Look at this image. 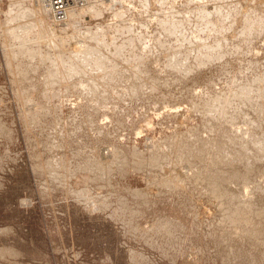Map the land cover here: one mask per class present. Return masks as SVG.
Listing matches in <instances>:
<instances>
[{
    "label": "rangeland",
    "instance_id": "374dc122",
    "mask_svg": "<svg viewBox=\"0 0 264 264\" xmlns=\"http://www.w3.org/2000/svg\"><path fill=\"white\" fill-rule=\"evenodd\" d=\"M30 1L0 0V264H264V0H84L26 39Z\"/></svg>",
    "mask_w": 264,
    "mask_h": 264
},
{
    "label": "bare ground",
    "instance_id": "6f19581e",
    "mask_svg": "<svg viewBox=\"0 0 264 264\" xmlns=\"http://www.w3.org/2000/svg\"><path fill=\"white\" fill-rule=\"evenodd\" d=\"M32 1V0H31ZM30 1V2H31ZM36 4V7L38 8L37 9V13H32L36 18H34V17H30L29 16V19H28V21H29V24H28V27H27V30H26V32H25V36H26V39L27 38H29V39H37V38H39V39H41V38H47V36H49L48 34L53 30V29H56L55 27H46V24L49 22L48 21V19H51V18H57L58 17V21H59V23H60V25L61 26H65L66 24H67V22H68V18L70 17V16H72L71 14L70 15H68L67 13L68 12H70V10H74V9H81L83 6H81L80 4L81 3H83V1L84 0H69V1H65V6H64V10H63V12H65L63 15H61V16H57L56 17V15L54 14V12H53V8H52V6H51V1L50 0H33ZM40 4V5H39ZM81 6V7H80ZM75 14H77L76 12H74ZM23 14V13H22ZM31 14V13H30ZM47 14H49V15H47ZM74 14V15H75ZM39 15L41 16V17H43V18H41V17H39ZM67 15V16H66ZM22 16V15H21ZM22 20V19H21ZM53 20V19H52ZM55 20V19H54ZM188 20V19H187ZM243 20V19H242ZM67 21V22H66ZM24 22V21H23ZM54 22V21H53ZM52 22V23H53ZM56 23V22H55ZM21 24V23H20ZM19 24V25H20ZM22 25V24H21ZM51 25V24H50ZM12 26V25H11ZM14 26V25H13ZM12 26V27H13ZM167 26V25H166ZM16 27V26H15ZM57 27V26H56ZM233 27V26H232ZM249 27H251V26H249ZM258 27V26H257ZM189 29V28H188ZM247 29H248V27H247ZM67 30V29H66ZM245 30V29H244ZM11 31V30H10ZM177 31H178V29H177ZM168 32V31H167ZM12 33H13V31H12ZM70 33V32H69ZM177 33V32H176ZM179 33V32H178ZM181 33V32H180ZM71 34V33H70ZM182 34V33H181ZM15 35L16 34H14V37H15ZM164 35V34H163ZM166 35V34H165ZM24 36V37H25ZM56 36V35H55ZM34 37V38H33ZM167 37V36H166ZM181 37V36H180ZM16 38H17V36H16ZM100 38V36H99V34H95V35H93L92 36V39L93 40H95V41H97L98 39ZM175 38V37H174ZM52 39V38H51ZM55 39H57V38H55ZM55 39L53 38V40L55 41ZM61 39V38H60ZM169 39V38H168ZM177 40V39H176ZM49 41V40H48ZM77 41V40H76ZM146 42V41H145ZM194 42H195V40H194ZM180 43V42H179ZM48 44V43H47ZM77 44V43H76ZM71 45V44H70ZM174 45V44H173ZM202 45V44H201ZM54 46V45H53ZM144 46V45H143ZM165 46V45H164ZM238 46V45H237ZM29 47V46H28ZM96 47V46H95ZM144 47H146V46H144ZM179 47V46H178ZM177 47V48H178ZM180 47H182V45L180 46ZM205 47V46H204ZM220 47V46H219ZM25 48H26V46H25ZM50 48V47H49ZM53 48V47H52ZM98 48V47H97ZM21 49V48H20ZM19 49V53L18 54H23V55H29V56H35V55H41V53H39V51L38 50H32V49H26V51H25V49L23 48V49H21L20 50ZM51 49V48H50ZM54 49V48H53ZM71 49V48H70ZM143 50V49H142ZM95 51H97L96 49H95ZM250 51V50H249ZM167 52V51H166ZM173 52V51H172ZM186 54H187V52H186ZM49 55V54H48ZM52 55V54H51ZM144 55H145V53H144ZM144 55H143V57H144ZM178 55V54H177ZM180 55V54H179ZM46 56V55H45ZM50 59H49V64H50V69H48L47 70V72L49 73V76H50V78L51 77H56V76H58V75H60L59 77H69L70 76V73H68L70 70H66V72H64L63 70H61L60 69V67H59V64H57V61L56 60H53L52 58H53V56H52V58L50 57V56H48ZM140 57H142V56H140ZM184 57H185V55H184ZM198 57V56H197ZM48 59V58H47ZM46 59V60H47ZM92 59V58H91ZM195 59H196V57H195ZM140 60V59H139ZM201 60V59H200ZM182 61V60H181ZM108 62V61H107ZM106 62V63H107ZM99 63H100V61H99ZM99 63H97V65L99 64ZM106 63H104V62H101L100 63V65L98 66V68H101V67H104L105 65H106ZM109 63V62H108ZM183 63V62H182ZM186 64V63H185ZM97 65H96V68H97ZM93 66V65H92ZM114 65H112V67H113ZM153 66V65H152ZM95 67V66H94ZM111 67V68H112ZM108 67L106 66V69H107ZM111 68H108V69H111ZM143 68V67H142ZM141 68V69H142ZM95 69V68H94ZM101 69H103L102 71V74H104L105 73V71L104 70H106V69H104V68H101ZM100 70V69H99ZM98 70V71H99ZM146 70V69H145ZM183 70V69H182ZM64 72V73H63ZM76 73H77V75L76 76H78V72L77 71H75ZM144 72V71H143ZM183 72V71H182ZM185 72H186V70H185ZM189 72V71H188ZM71 73H73V72H71ZM97 73H99V72H97ZM145 74V73H144ZM143 74V75H144ZM99 75V74H98ZM184 75V74H183ZM187 75V74H186ZM71 76H72V74H71ZM71 76H70V78L68 79L67 78V80H70L71 79ZM73 76H74V73H73ZM99 78V77H98ZM259 79V78H258ZM65 81V80H64ZM63 81V82H64ZM65 82H67V81H65ZM54 84V83H53ZM62 84H66V83H62ZM79 84V83H78ZM55 86V85H54ZM50 87V86H49ZM251 89V88H250ZM250 89H249V91H250ZM230 93V92H229ZM233 93V92H232ZM256 93V92H255ZM263 93V92H262ZM208 94V93H207ZM223 94V93H222ZM225 94V93H224ZM253 94H254V92H253ZM230 95H232V94H230ZM262 95V94H261ZM219 96V95H218ZM222 96V95H221ZM235 95H233L232 97H234ZM231 97V96H230ZM215 98V97H214ZM221 98V97H220ZM242 98V97H241ZM257 98V97H256ZM222 99V98H221ZM223 99H227V98H224L223 97ZM231 99V98H230ZM235 99V98H234ZM253 99V98H252ZM260 99V98H259ZM213 100V99H212ZM233 100V99H232ZM218 101V100H217ZM222 101V100H221ZM226 101V100H225ZM215 102V101H214ZM228 102H229V100H228ZM231 102V101H230ZM238 102V101H237ZM210 103V102H209ZM208 103V104H209ZM225 103V102H224ZM249 103V102H248ZM207 104V105H208ZM215 104V103H214ZM232 104V103H231ZM209 106V105H208ZM213 106V105H212ZM229 106V105H228ZM229 107H231V106H229ZM204 108V107H203ZM206 108V107H205ZM211 108H213V107H210V109ZM244 109V108H243ZM264 109V108H263ZM215 110H217L216 108H215ZM214 110V112L212 113V114H214L215 115V112H218V111H215ZM212 111V110H211ZM257 111V110H256ZM225 112V111H224ZM234 112H237L236 110L234 111ZM208 113V112H207ZM218 113H220V111L218 112ZM227 113V112H226ZM225 113V114H226ZM209 114L211 115V113H210V110H209ZM237 114V113H236ZM236 114H234V115H236ZM251 114V113H250ZM257 114V113H256ZM218 115V114H217ZM216 115V116H217ZM222 115H224V113L222 114ZM238 115V114H237ZM245 115V114H244ZM261 115V114H260ZM231 116H232V114H231ZM211 117H212V115H211ZM211 117H209V118H211ZM219 117V116H218ZM221 117V116H220ZM234 117H236V116H233V118ZM213 118V117H212ZM224 118V117H223ZM243 118L244 119H246V116L244 117L243 116ZM205 119V118H204ZM232 119V118H231ZM243 119V120H244ZM212 120V119H211ZM216 120V119H215ZM214 120V121H215ZM219 120V119H218ZM224 120H225V118H224ZM223 120V121H224ZM233 120V119H232ZM235 120V119H234ZM235 121H237V120H235ZM246 121V120H245ZM210 122V121H209ZM225 122H227V120L225 121ZM247 122V121H246ZM228 123H229V121H228ZM254 123V122H253ZM257 124H258V122H256ZM262 123V122H261ZM236 124V123H235ZM213 125V124H212ZM212 125H210L211 127H212ZM220 125V124H219ZM228 125V124H227ZM259 125V124H258ZM259 126H261V125H259ZM231 127V126H230ZM262 127V126H261ZM214 128V127H213ZM259 128V127H258ZM250 129V128H249ZM246 130V129H245ZM213 132V131H212ZM215 132V131H214ZM255 132V131H254ZM217 133V132H216ZM245 133V132H244ZM249 133V132H248ZM261 133V132H260ZM220 135V134H219ZM222 135V134H221ZM246 135V134H245ZM250 135V134H249ZM262 135V134H261ZM244 136V135H243ZM242 136V137H243ZM255 136V135H254ZM253 136V138H255ZM257 136V135H256ZM263 136V135H262ZM262 136L260 137V139L262 138ZM218 137V136H217ZM241 137V136H240ZM239 137V138H240ZM241 137V138H242ZM252 137V136H251ZM216 138V137H215ZM236 139H238V137H235ZM244 138V137H243ZM242 138V139H243ZM258 138H259V136H258ZM229 139V138H228ZM258 140L257 138L255 139V140H253V139H251V140H253V141H250V140H248V141H250V142H253V144H254V146H256V145H258V146H261L260 145V143H258V141H261V140ZM225 140H227V139H225ZM231 140V139H230ZM234 140V138L232 139V141ZM256 140H258V141H256ZM213 141V140H212ZM235 142H237L236 140H234ZM244 141H245V139H244ZM248 141H246V142H248ZM263 141V140H262ZM215 142H217V141H215ZM221 142V141H220ZM225 142H227V141H225ZM229 142V141H228ZM239 142V141H238ZM243 142V141H242ZM205 143V142H204ZM219 143V142H218ZM249 143V142H248ZM248 143H246V144H248ZM205 144H207V143H205ZM204 144V145H205ZM213 144H214V142H213ZM221 144V143H220ZM236 144H238V143H236ZM252 144V143H251ZM250 144V145H251ZM256 144V145H255ZM224 145V144H223ZM229 145H232L231 144V141H230V144ZM239 145V144H238ZM238 145H236V146H238ZM242 144L240 143V146H238V148L239 147H242L243 148V146L245 145H242ZM200 146H202L201 144H200ZM214 146V145H213ZM234 146H235V144H234ZM234 146H232V147H234ZM257 146V147H258ZM226 147H227V145H226ZM262 147V146H261ZM261 147H258V148H260V151H258V152H260L261 153V156L259 157L258 156V160L260 161V160H262V157L264 156V149H263V147L261 148ZM215 148V147H214ZM225 148V147H224ZM228 148V147H227ZM226 148V149H227ZM203 149V148H202ZM213 149V148H212ZM253 149H254V147H253ZM201 150V149H200ZM221 150V149H220ZM220 150H217V151H220ZM255 150L257 151V148L255 147ZM208 151H210V150H208ZM207 151V152H208ZM223 150H221L220 151V153L222 152ZM226 151H228V149L226 150ZM225 151V153H227ZM239 151V150H238ZM244 151V150H243ZM246 151V150H245ZM247 151H249V150H247ZM200 152V151H199ZM230 152V151H229ZM234 152V151H233ZM237 152V151H236ZM198 153V152H197ZM217 153V152H216ZM220 153H218V154H220ZM224 153V152H223ZM241 153V152H240ZM190 154V153H189ZM206 154V153H205ZM222 154V153H221ZM239 154V153H238ZM197 156H198V154H196ZM223 155V154H222ZM230 155V154H229ZM119 156V155H118ZM201 156V155H200ZM211 156V155H210ZM228 156V155H227ZM226 156V157H227ZM207 157V156H206ZM225 157V155L223 156V158ZM115 158V157H114ZM177 158H179V157H177ZM191 158V157H190ZM196 158V157H195ZM203 158H205L204 156H203ZM210 158V157H209ZM239 158V157H238ZM264 158V157H263ZM240 159V158H239ZM178 160V159H177ZM198 160V159H197ZM200 160V159H199ZM211 160V159H210ZM245 160V159H244ZM247 160V159H246ZM264 160V159H263ZM262 160V161H263ZM218 161V160H217ZM233 161V160H232ZM236 161H238V160H236ZM249 161V160H248ZM255 161V160H254ZM97 162V161H96ZM221 162V161H220ZM224 162V161H223ZM227 162H228V160H227ZM258 162V161H257ZM56 163V162H55ZM215 163V162H214ZM240 163V162H239ZM192 164V163H191ZM195 164V163H194ZM200 164V163H199ZM219 164V163H218ZM244 164V163H243ZM250 164V163H249ZM257 164V163H256ZM98 165V164H97ZM246 165V164H245ZM203 166V165H202ZM208 166V165H207ZM234 166V165H233ZM247 166H248V163H247ZM245 167V170H246V168L247 169H249L251 166H248V167ZM256 166V165H255ZM105 167V166H104ZM195 167V166H194ZM234 167H236V166H234ZM258 167V166H257ZM233 168V167H232ZM241 168H242V166H241ZM252 168V167H251ZM255 168V167H254ZM214 169H216V167L214 168ZM218 169V168H217ZM223 169V168H222ZM256 169V168H255ZM116 170V169H115ZM198 170V169H197ZM206 170V169H205ZM209 170H211V169H209ZM229 170V169H228ZM234 170V169H233ZM236 170V169H235ZM235 170H234V174L236 173L235 172ZM251 170V169H250ZM252 170H253V168H252ZM216 171V170H215ZM219 171V170H218ZM237 171V170H236ZM248 172H249V170H247ZM241 172V171H240ZM253 172V171H252ZM259 172V171H258ZM202 173V172H201ZM211 173H213V172H211ZM233 173V172H232ZM232 173L230 172V174L232 175ZM243 173V172H242ZM241 173V174H242ZM93 174V173H92ZM95 174V173H94ZM193 174H194V172H193ZM192 174V175H193ZM207 174V173H206ZM214 174H216V173H214ZM223 174V173H222ZM239 173H236V176L235 177H237V175H238ZM244 175H245V173H243ZM103 175V174H102ZM203 175H205V174H203ZM211 175V174H210ZM230 175V176H231ZM257 175V174H256ZM234 176V175H233ZM216 177V176H215ZM218 177V176H217ZM239 178H240V174H239V176H238ZM241 177H243V176H241ZM53 178V177H52ZM222 178V177H221ZM233 178V177H232ZM244 178V177H243ZM205 179V178H204ZM219 179H220V177H219ZM226 179V178H225ZM245 179H247L246 178V176H245ZM209 180H211V179H209ZM217 180V179H216ZM215 180V181H216ZM221 180V179H220ZM251 180V179H250ZM219 181V180H218ZM217 181V182H218ZM222 181V180H221ZM247 181V180H246ZM223 182V181H222ZM50 183V182H49ZM213 183V182H212ZM225 183V182H224ZM211 184V183H210ZM199 185V184H198ZM228 185V184H227ZM214 186H216V185H214ZM221 186V185H220ZM219 186V187H220ZM197 188V187H196ZM195 189V188H194ZM215 189H217L218 190V187L217 188H215ZM200 190V189H199ZM213 190H214V187H213ZM220 190V189H219ZM209 192V191H208ZM228 192V191H227ZM214 193H218V192H214ZM234 193V192H233ZM221 194V193H220ZM220 194H219V196H220ZM138 195V194H137ZM143 195V194H142ZM141 195V196H142ZM234 195V194H233ZM147 197V196H146ZM215 198V197H214ZM219 198V197H218ZM231 198V197H230ZM238 198V197H237ZM251 198V197H250ZM257 198V197H256ZM263 198V197H262ZM217 199V198H216ZM244 199V198H243ZM215 200V199H214ZM220 200V199H219ZM257 200V199H256ZM259 200V199H258ZM241 201V200H240ZM230 202V201H229ZM252 202V201H251ZM262 202V201H261ZM244 203V202H243ZM248 203V202H247ZM238 204H239V202H238ZM248 204H250V203H248ZM222 205V204H221ZM235 205V204H234ZM245 205V204H244ZM250 205H252V204H250ZM217 206H218V204H217ZM243 204L242 205H238V207L239 208H237V205H236V207H235V209H232V212L234 211V210H241V209H243V207H245V206H243ZM255 206V205H254ZM242 207V208H241ZM247 207L249 208V205H247ZM237 208V209H236ZM241 208V209H240ZM245 209V208H244ZM247 209V208H246ZM250 209L252 210V208L250 207ZM237 210V212L238 213H240L241 211H238ZM250 210V211H251ZM248 211V212H247ZM249 211V209L248 210H244V212H246V214L247 213H249L250 212ZM253 211V210H252ZM251 211V212H252ZM243 212V211H242ZM243 212V213H244ZM235 213V212H234ZM238 213H237V217H239V215H238ZM253 213V212H252ZM252 213H251V215H252ZM250 214V213H249ZM254 214V213H253ZM236 215V214H235ZM244 215H245V213H244ZM244 215H243V217H244ZM259 215L261 216V214H258V217H259ZM241 216V215H240ZM246 216V215H245ZM247 216H249L248 214H247ZM255 216L257 217V214L255 213ZM263 216H264V213H263ZM262 216V219H263V221H264V217ZM243 217H241V218H243ZM251 217V216H250ZM249 217V218H250ZM245 218V217H244ZM242 219V220H245V219ZM252 218V217H251ZM261 217H259V219H260ZM225 219H227V218H225ZM240 219V218H239ZM247 219V218H246ZM221 220H223V218L221 219ZM261 220V219H260ZM262 221V220H261ZM262 221V223H264ZM239 224V223H238ZM259 225L261 224V223H258ZM257 225V224H256ZM238 226H241L240 224L238 225ZM262 226V225H261ZM257 227V226H256ZM264 227V226H263ZM258 228V227H257ZM161 229V228H160ZM252 229H254V230H252V231H255V229L256 228H252ZM261 229V228H260ZM149 230V229H148ZM262 231V230H261ZM263 233H264V231H262ZM245 234V233H244ZM242 235V234H241ZM237 239V238H236Z\"/></svg>",
    "mask_w": 264,
    "mask_h": 264
},
{
    "label": "built area",
    "instance_id": "2783aa9c",
    "mask_svg": "<svg viewBox=\"0 0 264 264\" xmlns=\"http://www.w3.org/2000/svg\"><path fill=\"white\" fill-rule=\"evenodd\" d=\"M50 1H51L50 4L53 8V12L56 15V17L61 16L65 13V12H63V10H64L66 0H50ZM67 1H69V0H67Z\"/></svg>",
    "mask_w": 264,
    "mask_h": 264
}]
</instances>
